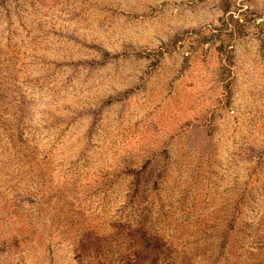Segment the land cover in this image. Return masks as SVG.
I'll use <instances>...</instances> for the list:
<instances>
[{
  "label": "rangeland",
  "instance_id": "obj_1",
  "mask_svg": "<svg viewBox=\"0 0 264 264\" xmlns=\"http://www.w3.org/2000/svg\"><path fill=\"white\" fill-rule=\"evenodd\" d=\"M0 264H264V0H0Z\"/></svg>",
  "mask_w": 264,
  "mask_h": 264
},
{
  "label": "trees",
  "instance_id": "obj_2",
  "mask_svg": "<svg viewBox=\"0 0 264 264\" xmlns=\"http://www.w3.org/2000/svg\"><path fill=\"white\" fill-rule=\"evenodd\" d=\"M224 11L227 12L226 9H224ZM229 16H230V17H229V20H230L232 23H233L234 21H236V22L239 24V20H240L239 18H238L237 20H234V16H232V13H230Z\"/></svg>",
  "mask_w": 264,
  "mask_h": 264
}]
</instances>
